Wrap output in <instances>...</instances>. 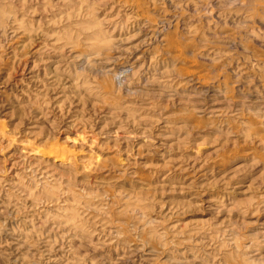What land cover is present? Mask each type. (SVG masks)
<instances>
[{"label": "rangeland", "instance_id": "1", "mask_svg": "<svg viewBox=\"0 0 264 264\" xmlns=\"http://www.w3.org/2000/svg\"><path fill=\"white\" fill-rule=\"evenodd\" d=\"M0 264H264V0H0Z\"/></svg>", "mask_w": 264, "mask_h": 264}]
</instances>
